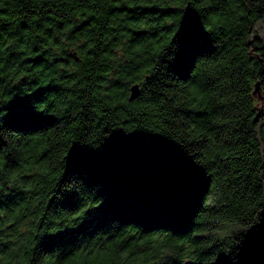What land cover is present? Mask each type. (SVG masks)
I'll return each instance as SVG.
<instances>
[{"label": "trees", "instance_id": "obj_1", "mask_svg": "<svg viewBox=\"0 0 264 264\" xmlns=\"http://www.w3.org/2000/svg\"><path fill=\"white\" fill-rule=\"evenodd\" d=\"M0 264H264V0H0Z\"/></svg>", "mask_w": 264, "mask_h": 264}, {"label": "water", "instance_id": "obj_2", "mask_svg": "<svg viewBox=\"0 0 264 264\" xmlns=\"http://www.w3.org/2000/svg\"><path fill=\"white\" fill-rule=\"evenodd\" d=\"M138 93V85L137 83H133L130 87V94H129V98H133L137 95Z\"/></svg>", "mask_w": 264, "mask_h": 264}]
</instances>
